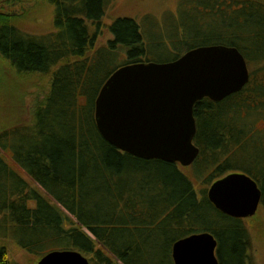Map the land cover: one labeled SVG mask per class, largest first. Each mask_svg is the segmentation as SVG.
Here are the masks:
<instances>
[{"label":"trees","instance_id":"trees-1","mask_svg":"<svg viewBox=\"0 0 264 264\" xmlns=\"http://www.w3.org/2000/svg\"><path fill=\"white\" fill-rule=\"evenodd\" d=\"M44 1L53 15L43 33L22 28L23 8L0 9V61L48 79L32 120L0 133V144L11 145L14 164L32 180L0 152V264H13L9 241L39 258L73 248L93 264H174L172 243L200 231L215 236L220 264H245L242 218L218 210L206 189L244 172L264 206V0H180L166 31L173 53L163 59L148 39L151 23L128 16L112 19L111 37L95 43L109 0ZM206 44L235 46L249 79L218 101L195 102L199 153L190 165L133 156L100 135L94 99L117 66L167 61Z\"/></svg>","mask_w":264,"mask_h":264},{"label":"water","instance_id":"water-1","mask_svg":"<svg viewBox=\"0 0 264 264\" xmlns=\"http://www.w3.org/2000/svg\"><path fill=\"white\" fill-rule=\"evenodd\" d=\"M249 79L243 54L232 45L206 44L186 49L167 61L142 60L117 66L94 99L100 135L118 149L144 159L190 165L199 153L193 142V106L203 97L218 101L240 90ZM209 201L236 218L253 215L261 190L244 172H229L207 189ZM217 240L209 231L194 232L172 243L174 264H220ZM36 264H93L79 250L54 249Z\"/></svg>","mask_w":264,"mask_h":264},{"label":"rangeland","instance_id":"rangeland-1","mask_svg":"<svg viewBox=\"0 0 264 264\" xmlns=\"http://www.w3.org/2000/svg\"><path fill=\"white\" fill-rule=\"evenodd\" d=\"M179 2L180 0H109L97 26L99 31L95 43L104 44L111 37L108 25L112 19L117 16H128L139 24L151 23L146 29L148 39L156 40L153 44L154 47H158L155 57L170 58L173 53L172 41L167 40L166 31L169 27L168 22L177 17ZM21 8L27 11L21 19L23 29L43 33L52 28L51 3L44 0H0V9L17 13ZM47 81L44 75L17 73L8 63L0 61V133L4 129L28 124L32 120L37 103L47 92ZM10 148L11 145L3 147L0 144V152L4 159L12 163L20 174L31 182L32 180L14 164ZM66 213L68 216L71 215ZM242 222L249 236L245 264H264V206L259 203L256 212L242 218ZM6 249L7 258L13 264H36L39 259L38 255L27 252L10 241L6 243Z\"/></svg>","mask_w":264,"mask_h":264}]
</instances>
